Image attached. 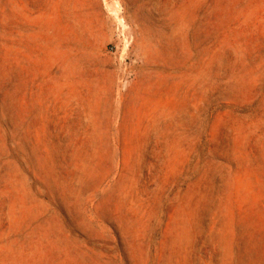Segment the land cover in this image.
I'll list each match as a JSON object with an SVG mask.
<instances>
[{
    "label": "rangeland",
    "instance_id": "374dc122",
    "mask_svg": "<svg viewBox=\"0 0 264 264\" xmlns=\"http://www.w3.org/2000/svg\"><path fill=\"white\" fill-rule=\"evenodd\" d=\"M0 264H264V0H0Z\"/></svg>",
    "mask_w": 264,
    "mask_h": 264
}]
</instances>
